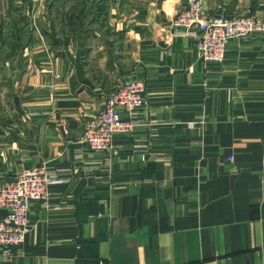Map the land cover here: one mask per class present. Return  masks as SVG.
<instances>
[{"label": "crops", "instance_id": "obj_1", "mask_svg": "<svg viewBox=\"0 0 264 264\" xmlns=\"http://www.w3.org/2000/svg\"><path fill=\"white\" fill-rule=\"evenodd\" d=\"M37 2L0 0V184L42 163L62 181L31 202L32 231L0 264H264V33L206 61L197 36L172 34L187 0H136L128 23L110 22L123 42L98 73L87 50L76 68L52 49ZM202 2L264 19V0ZM121 76L147 102L118 154L90 150L84 121Z\"/></svg>", "mask_w": 264, "mask_h": 264}, {"label": "built area", "instance_id": "obj_2", "mask_svg": "<svg viewBox=\"0 0 264 264\" xmlns=\"http://www.w3.org/2000/svg\"><path fill=\"white\" fill-rule=\"evenodd\" d=\"M172 34L197 36V49L206 61L221 62L233 38L264 33V20L256 15L209 14L202 0H187L184 10L172 21ZM144 83L137 78H122L104 99L103 106L88 117L77 138L90 150L118 154L114 137L133 130V118L147 102ZM126 112L129 118L123 117ZM46 163L26 168L0 184V247L9 250L26 241L32 231L29 210L33 200H46L51 184L61 182Z\"/></svg>", "mask_w": 264, "mask_h": 264}, {"label": "rangeland", "instance_id": "obj_3", "mask_svg": "<svg viewBox=\"0 0 264 264\" xmlns=\"http://www.w3.org/2000/svg\"><path fill=\"white\" fill-rule=\"evenodd\" d=\"M38 1L37 5L40 4V10L33 22L37 20V23L42 27L44 39L49 41V45L55 52L73 55L77 68L81 66L82 61L86 62L87 50L88 55L91 56L93 72L99 73V66L102 65L104 56L108 58L107 66L113 65L114 46L118 47L123 39L116 35L110 22L113 24L119 22V19H123L120 22L128 23L133 17L129 12L136 4V0L120 1V6H123L125 11L116 14H110L108 8L114 0ZM234 15L251 16L231 14V16ZM57 41L59 42L57 43ZM88 46H90L89 49ZM133 49L132 44L126 43V50ZM121 78L122 76L118 77L115 84L113 81L110 82L109 92L115 88Z\"/></svg>", "mask_w": 264, "mask_h": 264}]
</instances>
